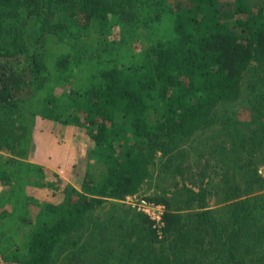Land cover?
I'll list each match as a JSON object with an SVG mask.
<instances>
[{
	"label": "trees",
	"instance_id": "16d2710c",
	"mask_svg": "<svg viewBox=\"0 0 264 264\" xmlns=\"http://www.w3.org/2000/svg\"><path fill=\"white\" fill-rule=\"evenodd\" d=\"M164 16L168 33L152 41L147 30L160 32ZM113 27L121 35L137 29L150 35L140 60L121 69L108 58L116 43L104 45L106 57H97L102 66L85 77L84 85L63 94L64 99L50 90L39 106L43 119L81 130L88 139L70 162L79 190L53 186L51 179L58 178L53 172L43 181L42 167L9 159L17 165L10 175L0 166V183L13 186L14 175L13 197L22 201L15 202L20 208L14 205L17 216L9 215L15 218L10 224L0 213V264H52L54 250L86 214L106 199L137 194L155 155L171 158L182 141L212 125L214 108L244 93L250 64L264 66V0H173L171 5L168 0H0V151L26 154L27 142L15 126L24 107L22 90L32 96L50 83L68 81L71 65L81 63L68 53L56 61L55 74L47 73L43 37H58L87 57L83 45L91 32ZM251 87V116L260 120L257 136L250 139L254 153L264 150V77ZM152 112L160 116L149 123ZM118 116L128 125L115 127ZM249 172L245 188H225L231 203L220 213L208 207L203 189L184 187L178 210L168 200L150 201L165 206L163 227L157 230L138 213L135 241L124 254L130 262L105 264H264V192L244 198L264 178ZM29 183L53 188L60 199L33 193L28 212ZM23 225H32V232L20 238V248L15 239ZM161 241L166 252L155 246Z\"/></svg>",
	"mask_w": 264,
	"mask_h": 264
},
{
	"label": "rangeland",
	"instance_id": "374dc122",
	"mask_svg": "<svg viewBox=\"0 0 264 264\" xmlns=\"http://www.w3.org/2000/svg\"><path fill=\"white\" fill-rule=\"evenodd\" d=\"M168 2L170 5L173 4V0H168ZM168 19L169 17L164 16L160 32L147 30V33H151L152 41H159L167 35ZM148 37L150 35H144L141 29L130 30L125 35H121L120 29L116 27L105 33L94 29L90 37L85 39L86 45H83L89 49L88 56L81 57L76 53L77 51L72 52L70 44L62 43L58 37L45 35L41 45L45 54L47 73L55 74L56 61L68 53L75 55L74 61L80 59L81 63L74 62L71 65L72 68L68 74L72 76L68 81L61 80L52 85L50 83L45 90L32 96L27 94L26 89L22 90L24 107L19 110L17 120L25 128H20L19 123L15 126L18 127V132L24 135L22 139L26 140L28 148L23 157L5 150L0 151V166L10 175L14 173L17 165L9 162V159L34 167H42L45 172L43 181L49 180L46 175L53 172L58 176V178L51 179L53 186L61 190H68L72 187L79 190V186L72 180L73 170L70 162L76 161L77 153L82 152L88 139L84 138L81 130L78 132L71 126L43 119L39 110L40 103L50 90H54V94L64 99L63 94L69 93L79 85H84L85 77L102 66V62L99 61L106 57L103 52L104 45L116 43L114 46L117 47L116 52L113 57L108 58L115 59V63L117 62L121 69H126L130 61L140 60V49L148 45ZM80 47H82V42ZM97 57L102 58L99 60ZM262 77H264V66L252 62L242 80L244 93L235 100L218 104L214 108L215 122L182 141L171 158L157 153L148 166L149 176L144 180L137 194L122 199H106L86 214L78 229L65 237L54 250L52 264H105L108 261L120 262L122 259L123 262L129 263L130 261L124 258V254L135 241L133 233L136 231L135 223L140 213L136 207H132V204L141 199L154 202L168 200L172 203V209L178 210L182 206L183 188L187 187L194 191L205 190L208 207L213 212L220 213L231 203L226 200L228 194L225 193V188L230 187V191L235 185L241 189L245 188V181L248 176H252L249 170L257 171L258 175L264 178V150L257 149L253 153L252 148L255 146L252 145L251 148L250 141L252 136H257V129L260 126V120L251 116L254 99L251 85ZM159 116V112H152L148 114L147 119L149 123H154ZM114 124L118 128L127 126V118L118 116ZM77 146L79 151H76ZM39 176L37 174L35 177ZM99 176L103 179V175ZM11 177L13 186L16 187L14 175ZM226 181H228L227 184ZM254 185L255 190L244 198L255 197L264 192V188L259 189L260 186L264 187V184ZM13 186L0 183V213H3V222L7 224L15 220L14 217H9L10 214L17 216V211L14 210L15 202L18 204L22 202L18 196L13 197ZM26 186L27 194L30 195L28 212L32 209L33 197L36 198L32 196L33 193L53 201L60 199L59 194H53V188H36L32 183ZM16 206L18 210L20 206ZM31 232L32 225H23L15 239L20 248H23L22 239ZM155 246L158 250L166 252L167 243L165 241L156 243ZM68 255H70L69 259L66 258Z\"/></svg>",
	"mask_w": 264,
	"mask_h": 264
},
{
	"label": "built area",
	"instance_id": "2783aa9c",
	"mask_svg": "<svg viewBox=\"0 0 264 264\" xmlns=\"http://www.w3.org/2000/svg\"><path fill=\"white\" fill-rule=\"evenodd\" d=\"M132 207H136L138 212L146 215L153 222V227L157 230H160L163 227V215L165 212L164 205L141 199L132 204Z\"/></svg>",
	"mask_w": 264,
	"mask_h": 264
}]
</instances>
